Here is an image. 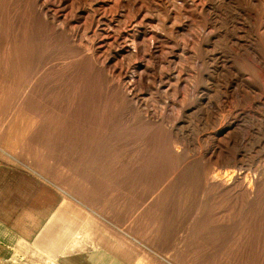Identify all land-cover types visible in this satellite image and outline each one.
Here are the masks:
<instances>
[{
    "label": "rangeland",
    "instance_id": "rangeland-1",
    "mask_svg": "<svg viewBox=\"0 0 264 264\" xmlns=\"http://www.w3.org/2000/svg\"><path fill=\"white\" fill-rule=\"evenodd\" d=\"M0 162L130 264H264V0H0Z\"/></svg>",
    "mask_w": 264,
    "mask_h": 264
},
{
    "label": "crops",
    "instance_id": "crops-1",
    "mask_svg": "<svg viewBox=\"0 0 264 264\" xmlns=\"http://www.w3.org/2000/svg\"><path fill=\"white\" fill-rule=\"evenodd\" d=\"M49 181L0 162V264H130Z\"/></svg>",
    "mask_w": 264,
    "mask_h": 264
},
{
    "label": "bare ground",
    "instance_id": "bare-ground-1",
    "mask_svg": "<svg viewBox=\"0 0 264 264\" xmlns=\"http://www.w3.org/2000/svg\"><path fill=\"white\" fill-rule=\"evenodd\" d=\"M87 50V49H86ZM230 175V174H229ZM233 175V174H232ZM222 177V176H221Z\"/></svg>",
    "mask_w": 264,
    "mask_h": 264
}]
</instances>
